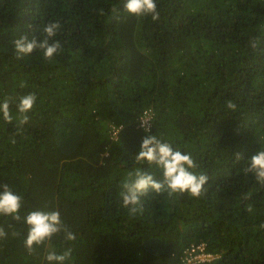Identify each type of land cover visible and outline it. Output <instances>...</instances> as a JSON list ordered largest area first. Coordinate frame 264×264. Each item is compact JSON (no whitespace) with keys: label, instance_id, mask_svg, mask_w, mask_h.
Listing matches in <instances>:
<instances>
[{"label":"trees","instance_id":"1","mask_svg":"<svg viewBox=\"0 0 264 264\" xmlns=\"http://www.w3.org/2000/svg\"><path fill=\"white\" fill-rule=\"evenodd\" d=\"M155 2L153 21L123 0H0V103L13 116H0V192L22 199L20 221L0 216V264H49L68 248L65 264H183L200 244L220 256L205 264H264V184L246 171L264 149V0ZM50 22L61 49L18 56L14 41L40 43ZM28 94L37 100L18 130ZM146 111L150 134L209 179L199 197L150 190L132 214L120 195L128 173L162 180L135 160ZM34 210L59 211L76 239L62 232L30 253L23 218Z\"/></svg>","mask_w":264,"mask_h":264},{"label":"clouds","instance_id":"2","mask_svg":"<svg viewBox=\"0 0 264 264\" xmlns=\"http://www.w3.org/2000/svg\"><path fill=\"white\" fill-rule=\"evenodd\" d=\"M124 10L136 17L150 16L153 21L159 19V12L155 0H123ZM60 29L59 23H48L43 31L46 38L37 43L36 38L29 39L27 35L20 37L14 41L15 51L18 56L31 54L34 50L40 49L46 59H51L61 45L58 41L49 43ZM255 48L257 45L252 43ZM37 97L34 94L24 95L19 98L17 112L20 114L18 118V130L29 121L27 115L34 107ZM227 108L235 110L234 102L229 101ZM0 116L3 120L11 123L13 120L10 101L4 100L0 103ZM147 135L143 138L140 150L135 156L137 164L146 163L149 166H155L162 173V180L154 179L153 174L148 171H142L140 167L135 168L128 173V178L122 184L120 193L123 205L129 208L132 214L142 212L141 197L147 195L151 190L157 194L167 191L169 195L176 193H187L192 197H199L204 191V186L208 182L209 177L206 174H197L194 170L197 165L191 153H183L178 149H174L171 144L163 142L156 135L150 134V125L143 122ZM236 159H240V155H236ZM251 173L256 181L264 184V149L253 154L248 160L246 169ZM3 191L0 192V216H11L15 221H20L19 215L22 207V199L13 193L8 185H3ZM24 223L28 226V234L25 240V246L31 253L34 246H41L46 241L57 234L64 233L67 241H74L76 236L61 221L59 211H42L34 210L23 218ZM6 233L0 227V239L5 238ZM71 248L57 254L50 251L46 260L49 264H65L71 257Z\"/></svg>","mask_w":264,"mask_h":264},{"label":"built area","instance_id":"3","mask_svg":"<svg viewBox=\"0 0 264 264\" xmlns=\"http://www.w3.org/2000/svg\"><path fill=\"white\" fill-rule=\"evenodd\" d=\"M152 114L149 111L144 112V114L137 120L138 127L144 129L142 126L143 122L147 124H151ZM121 127L111 126L109 130V134L111 137L116 140L117 135L120 131ZM219 255L216 253H212L205 250V246L203 244L192 246L188 252L184 253L182 263L183 264H205L214 262L219 259Z\"/></svg>","mask_w":264,"mask_h":264}]
</instances>
